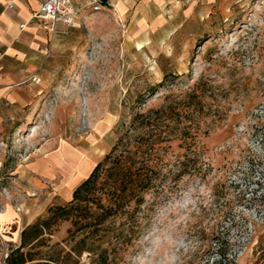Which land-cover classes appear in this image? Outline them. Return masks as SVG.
I'll use <instances>...</instances> for the list:
<instances>
[{"label": "rangeland", "instance_id": "rangeland-1", "mask_svg": "<svg viewBox=\"0 0 264 264\" xmlns=\"http://www.w3.org/2000/svg\"><path fill=\"white\" fill-rule=\"evenodd\" d=\"M110 9L63 37L36 107L2 132L0 213L18 214L29 200L65 205L134 112L165 107V141L151 158L163 191L146 195L142 229L117 264H264V0H232L189 46L133 32ZM62 143L78 156L98 153L84 176L68 189L59 174L42 180L44 189L19 178L29 156ZM70 227L59 222L47 243L68 246ZM20 232L0 227V264Z\"/></svg>", "mask_w": 264, "mask_h": 264}, {"label": "crops", "instance_id": "crops-1", "mask_svg": "<svg viewBox=\"0 0 264 264\" xmlns=\"http://www.w3.org/2000/svg\"><path fill=\"white\" fill-rule=\"evenodd\" d=\"M44 1L12 0L13 6L10 7L11 0H0V144L3 140L2 132L5 129L11 131L29 106L30 109L36 107L34 103L37 100L33 98L47 88L45 84L40 83H45V78L55 71L50 67L49 59L58 52V43L70 32L51 37L36 23L30 22L31 14L38 10ZM105 1L108 4L106 9L93 12L87 8L86 0H75L76 6L80 8V23L76 29L89 18V14H98L113 8L112 11L121 21L131 22L133 32L149 29L151 34L163 38L161 44L170 43V39L176 38L178 43L189 46L202 36L204 27L214 19L216 13L228 10L232 0ZM58 28L64 30L62 25ZM32 78H37L39 83L33 82ZM77 154L62 143L57 153L45 150L39 156L31 155L19 178L26 181L29 187L38 186L44 189L46 185L42 180L55 179L59 174L61 187L65 189L84 176L94 162L88 155L82 157ZM2 157L4 151L0 145V159ZM72 167H75L74 173V169H70ZM18 169L14 173H17ZM36 201L29 200L23 204L18 214L7 206L0 213V227L14 225L22 230L31 224L36 216L53 205L43 207Z\"/></svg>", "mask_w": 264, "mask_h": 264}, {"label": "trees", "instance_id": "trees-1", "mask_svg": "<svg viewBox=\"0 0 264 264\" xmlns=\"http://www.w3.org/2000/svg\"><path fill=\"white\" fill-rule=\"evenodd\" d=\"M167 113L165 107L134 112L109 152L73 190L71 200L49 207L24 227L4 264H80L85 253L90 264H117L142 229L139 213L146 195L163 191L162 169L151 158L165 141L160 128ZM63 221L71 224L68 246H50L45 236Z\"/></svg>", "mask_w": 264, "mask_h": 264}, {"label": "built area", "instance_id": "built-area-1", "mask_svg": "<svg viewBox=\"0 0 264 264\" xmlns=\"http://www.w3.org/2000/svg\"><path fill=\"white\" fill-rule=\"evenodd\" d=\"M13 6V2L9 5ZM86 6L93 12H99L108 7L105 0H86ZM30 22L36 23L51 37L59 33H67L74 30L80 23V8L76 6L75 0H45L38 10L30 16ZM121 23V20H119ZM62 25L64 30H59L58 26ZM23 28L24 25H21ZM32 81L39 83L37 78H32ZM16 212H20L19 207L15 208Z\"/></svg>", "mask_w": 264, "mask_h": 264}, {"label": "clouds", "instance_id": "clouds-1", "mask_svg": "<svg viewBox=\"0 0 264 264\" xmlns=\"http://www.w3.org/2000/svg\"><path fill=\"white\" fill-rule=\"evenodd\" d=\"M153 244L158 245L159 244V237H157L154 241ZM149 254H151V249L148 250ZM141 264H151V262L149 260L146 259H142L141 260Z\"/></svg>", "mask_w": 264, "mask_h": 264}, {"label": "bare ground", "instance_id": "bare-ground-1", "mask_svg": "<svg viewBox=\"0 0 264 264\" xmlns=\"http://www.w3.org/2000/svg\"><path fill=\"white\" fill-rule=\"evenodd\" d=\"M137 45H138V47H141L140 44H137ZM97 155H98V153H96V154H95V153H92V155H90V158H91L92 160H95V158H96ZM92 160H91V161H92ZM65 189H68V187H66Z\"/></svg>", "mask_w": 264, "mask_h": 264}]
</instances>
